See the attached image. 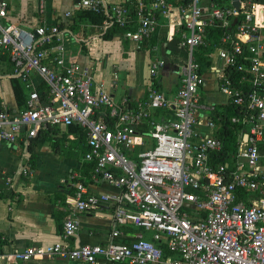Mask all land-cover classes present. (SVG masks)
I'll list each match as a JSON object with an SVG mask.
<instances>
[{"label":"built area","instance_id":"1","mask_svg":"<svg viewBox=\"0 0 264 264\" xmlns=\"http://www.w3.org/2000/svg\"><path fill=\"white\" fill-rule=\"evenodd\" d=\"M134 1V19L129 0H78L74 11H102L101 25L84 23L99 33L115 25L122 29L121 40L136 50L164 21L171 36L177 34L181 53L171 95L149 80L140 100L115 99L69 58L71 41L82 40L67 35L80 23L74 31L59 24H69L74 11L53 25L26 28L4 22L7 4L0 0V53L9 65L8 78L16 79L25 95L22 108L0 101V143L24 152L39 134L74 128L65 139H82L81 162L89 167L86 175L69 172L64 181L72 193L60 241L0 251V260L264 264V36L258 14L264 0H237L239 11L231 0ZM208 27L225 32L205 38ZM163 67L161 59L150 61L149 78ZM203 72L214 77L226 103L201 99ZM224 130H232L233 149L217 161ZM85 180L114 192L89 193ZM102 205L111 208L105 243L71 246L78 230L75 213Z\"/></svg>","mask_w":264,"mask_h":264},{"label":"crops","instance_id":"2","mask_svg":"<svg viewBox=\"0 0 264 264\" xmlns=\"http://www.w3.org/2000/svg\"><path fill=\"white\" fill-rule=\"evenodd\" d=\"M7 4V24L33 28L38 25L49 26L63 20V14L73 12L76 0H3ZM107 4H118L124 0H103ZM144 1V0H142ZM264 6V5H263ZM41 9V10H40ZM259 26L264 36V10L260 14ZM72 37L81 38L83 43L71 41L69 58L88 69L95 83H102L115 99L126 96L136 101L143 98L146 86L152 84L171 95L178 86L177 67L179 60L178 37L159 22V28L152 39L136 50L132 43L115 36L111 40L100 39L96 28L79 22ZM164 38H172L163 42ZM161 40V44L156 40ZM165 43V45H164ZM157 45V51L150 47ZM163 44V45H162ZM154 59L164 61L158 75L149 78L148 63ZM7 59L0 53V101L7 107L16 106L8 78ZM201 99L208 103L224 104L226 98L216 91L214 77L203 72ZM219 96L221 100L211 101ZM54 135L37 137L31 144V152L15 150L0 143V251L23 250L32 246H45L60 241L61 223L69 214L66 206L70 203L72 190L65 184L69 172L80 171L86 175L81 162V148L86 149L82 139L67 141L63 129L54 130ZM43 135V134H42ZM52 139V141H50ZM56 144L60 156L52 145ZM32 156V157H31ZM26 175L21 174L22 171ZM85 184H89L85 180ZM87 191L92 194L113 193L114 190L102 184H89ZM111 208L102 205L86 213H75L78 230L69 241L71 246L102 245L110 229ZM0 264H75L59 258H42L25 262H6ZM100 264H110L101 261Z\"/></svg>","mask_w":264,"mask_h":264},{"label":"trees","instance_id":"3","mask_svg":"<svg viewBox=\"0 0 264 264\" xmlns=\"http://www.w3.org/2000/svg\"><path fill=\"white\" fill-rule=\"evenodd\" d=\"M130 2L127 4L129 5L130 8V16L132 19H134V6H135V1L134 0H129ZM151 0H144V2H150ZM183 0H167V2L171 3L172 5L178 4ZM264 3V1H261ZM104 14L102 11H90L88 9H77L74 11L73 18L71 22L67 25H62L59 24V27L65 28L68 31H74L76 28V24L78 22H86L91 25L99 26L102 24V21L104 20ZM122 32V29L117 28L115 25L110 26L109 28L105 29L103 32L100 33V39L102 40H111L112 37L118 36L119 33ZM225 29H218V28H211L208 27L205 30V38H219L222 34H224ZM84 41H81L80 43H83ZM206 66V65H205ZM10 84H11V89H12V94L14 96L15 104L17 108H22L23 107V101L25 98L23 89L19 82L16 79H10ZM225 134L222 136V140L224 142V149L222 152L218 153L215 157L217 161H222L225 159L227 152L230 150L232 151L233 149V144H234V136L232 134V130H224ZM75 132L74 128H68L67 133H73ZM45 135L39 134V137H44ZM52 141V139H50ZM31 144L28 146L27 150L31 152ZM53 149L55 152L60 156V151L56 144L52 145ZM81 151L84 152L83 148H81ZM32 157V156H31ZM85 171L89 170V167L84 164Z\"/></svg>","mask_w":264,"mask_h":264},{"label":"water","instance_id":"4","mask_svg":"<svg viewBox=\"0 0 264 264\" xmlns=\"http://www.w3.org/2000/svg\"><path fill=\"white\" fill-rule=\"evenodd\" d=\"M78 2V0H76ZM76 2V3H77ZM231 6L236 10V11H239V8H238V1L237 0H231ZM235 23V18L232 20L230 26H233V24Z\"/></svg>","mask_w":264,"mask_h":264},{"label":"rangeland","instance_id":"5","mask_svg":"<svg viewBox=\"0 0 264 264\" xmlns=\"http://www.w3.org/2000/svg\"><path fill=\"white\" fill-rule=\"evenodd\" d=\"M201 65L203 66V63L202 62H201ZM219 100H221V98L219 96H214V97H212V100L211 101H219Z\"/></svg>","mask_w":264,"mask_h":264}]
</instances>
